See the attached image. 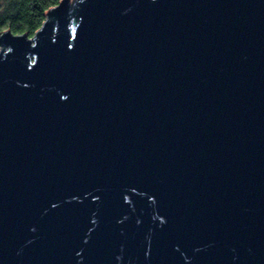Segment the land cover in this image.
Returning a JSON list of instances; mask_svg holds the SVG:
<instances>
[{"label": "water", "instance_id": "1", "mask_svg": "<svg viewBox=\"0 0 264 264\" xmlns=\"http://www.w3.org/2000/svg\"><path fill=\"white\" fill-rule=\"evenodd\" d=\"M0 264H264V0L0 32Z\"/></svg>", "mask_w": 264, "mask_h": 264}, {"label": "trees", "instance_id": "2", "mask_svg": "<svg viewBox=\"0 0 264 264\" xmlns=\"http://www.w3.org/2000/svg\"><path fill=\"white\" fill-rule=\"evenodd\" d=\"M60 0H0V32L33 37L45 19L46 11Z\"/></svg>", "mask_w": 264, "mask_h": 264}, {"label": "rangeland", "instance_id": "3", "mask_svg": "<svg viewBox=\"0 0 264 264\" xmlns=\"http://www.w3.org/2000/svg\"><path fill=\"white\" fill-rule=\"evenodd\" d=\"M78 0H71V4L72 5H75V3L77 2ZM31 38V37H30Z\"/></svg>", "mask_w": 264, "mask_h": 264}]
</instances>
